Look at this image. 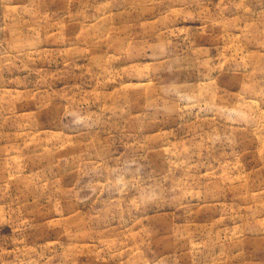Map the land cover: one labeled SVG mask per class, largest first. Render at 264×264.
I'll return each instance as SVG.
<instances>
[{"label":"rangeland","instance_id":"obj_1","mask_svg":"<svg viewBox=\"0 0 264 264\" xmlns=\"http://www.w3.org/2000/svg\"><path fill=\"white\" fill-rule=\"evenodd\" d=\"M0 264H264V0H0Z\"/></svg>","mask_w":264,"mask_h":264}]
</instances>
